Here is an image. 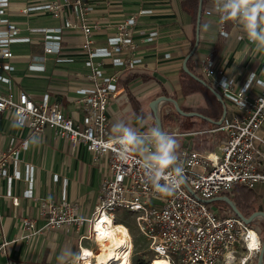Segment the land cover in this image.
Here are the masks:
<instances>
[{
    "label": "built area",
    "instance_id": "1",
    "mask_svg": "<svg viewBox=\"0 0 264 264\" xmlns=\"http://www.w3.org/2000/svg\"><path fill=\"white\" fill-rule=\"evenodd\" d=\"M93 1L51 0L22 10L23 15L44 12L54 19L65 17L62 29L79 30L85 36L89 85L77 90L83 118L76 122L66 116L59 105L51 103L49 94L37 101L27 92L13 87L11 76L15 71V54L12 47L31 40L21 37V26L12 20L11 1L0 0V118L9 113L15 122H19V135L10 138L6 151H0V178H6L9 183L6 197L12 198L13 181L24 180L29 187L25 198H34L36 169L27 165L22 175L18 165L22 153L29 150V138H39L50 129L57 138L70 142L72 146L84 144L92 154L94 164L105 157L109 162V176L102 181L97 206L88 220L76 216L78 207L67 201L66 191H63L59 203L41 201L38 215L45 222L44 229L59 230L70 226L82 229L87 224L88 232L81 241H93L94 225L105 215L117 223L116 212L124 210L135 215L136 228L147 242L153 259L163 258L170 264H258L263 239L254 225L255 220L247 224L229 206L216 212L207 201L220 198V202L226 203L225 197L233 200L238 187L251 191L264 188V138L261 136L264 127L263 51L255 57L260 60L257 69L249 72L243 80L229 76L212 54L199 59L203 80L222 97L225 113L209 131L173 134L178 139L208 133L223 134V138L217 142V150L205 153L195 150L196 143L181 145L178 155L183 168V183L174 194H163L147 181L139 154L129 153L127 158L118 154V137L109 130L108 108L120 97L121 74L123 70L134 71L143 61L135 55L136 17H129L116 25V33L108 39L105 47L94 48L92 36L99 25L89 18L94 10ZM67 13L72 19L66 18ZM202 19L216 20L220 38L230 39L235 34L238 43L254 45L236 21L220 19L214 0H204ZM62 29L30 31L43 33L44 52L57 55L61 52ZM156 36L157 33H151L146 41L150 42ZM107 61L119 71L108 76ZM252 74L254 76L249 79ZM10 167L14 169L12 176ZM58 181L59 177L55 176L54 182ZM13 204L18 206V199H13ZM22 225L24 234L21 240L37 234L34 221L24 218ZM31 230L33 233H28ZM254 239L255 247H250ZM9 244L5 241L0 246V253H4ZM82 251L80 247L81 254ZM92 252L96 253V250Z\"/></svg>",
    "mask_w": 264,
    "mask_h": 264
},
{
    "label": "crops",
    "instance_id": "2",
    "mask_svg": "<svg viewBox=\"0 0 264 264\" xmlns=\"http://www.w3.org/2000/svg\"><path fill=\"white\" fill-rule=\"evenodd\" d=\"M10 1L11 18L21 26V37L31 40L29 43L12 47L15 54L13 61L15 71L11 76L13 87L15 90L27 92L37 101L43 95L49 94L52 104L59 105L66 116L81 122L83 118L79 104L81 97L77 94V90L89 85L87 81L89 69L86 67L88 52L84 49L86 41L84 34L79 30L62 29L65 17L62 20L54 19L44 12L22 14V10L28 6L48 3L51 0ZM183 1H93L94 10L89 18L91 22L99 25V29H96L92 36L93 47H105L108 39L116 33V25L129 17H136L135 55L143 60L134 71L122 69L123 73L119 80L120 97L108 108L109 130L112 135L119 136V133L113 129V125L118 121H123L138 133L146 132L153 125L157 126L152 110L153 102L162 95H167L173 100L178 99L183 95L184 85L197 89V92L191 95L203 92L205 96V99H197L191 104L186 103L188 99L186 97L191 95L186 96L185 99L181 97L184 99L182 105L185 108L182 109L185 113H197L203 116L187 121L189 124L208 121L211 125L207 129L209 131L222 119L224 105L214 96L211 89L200 83L196 84L191 77L186 79L182 74L184 61L193 50L196 39V28L194 29L192 18L182 10ZM143 12L147 13L142 14ZM66 18L72 19V15L67 13ZM204 24L210 26L207 31L203 28ZM31 29H62L60 54H46L44 34L31 32ZM151 33H157V36L147 42L146 39ZM257 53L255 45L247 42L238 43L235 34L230 39L220 38L217 34L216 20L202 19L200 44L194 56L197 55L200 59L212 54L218 60V64L224 66L229 76L243 80L249 72L257 69L260 62L259 57L255 58ZM193 57L191 69L203 80L201 69L198 63L193 61ZM118 71L119 69L113 68L107 61L108 76ZM137 117L143 118L144 126L138 123ZM174 119L178 121L179 126L171 130L174 124L169 122L166 125L167 132L197 131L190 130L187 126L183 128L184 121L177 115ZM14 122V116L9 113L0 118V151H6L10 138L19 135L18 127L13 126ZM205 135L213 150H217V142L223 138V134ZM38 139L41 141L38 145L29 142V150L22 153L18 165L22 175L27 165L36 169L34 198H25V192L29 187L24 180L13 181L12 198L6 197L9 183L6 178H0V246L5 241L10 243L5 248V252L0 253V264H58L57 256L63 248L70 247L73 251L79 252L80 247L95 249L92 241H81V237L88 232L87 224L82 229L74 226L59 230L44 229L45 222L39 217L38 212L41 201L52 200L59 203L63 191H66L67 201L78 207L76 216L85 220L90 219L98 203L102 181L109 176L108 160L104 157L98 164H94L92 154L84 144L72 146L70 142L57 138L55 132L50 129H46ZM176 139L179 151L181 145H192L198 137ZM9 171L12 176L13 167H10ZM55 176L59 177L58 182H54ZM252 192L254 213H264V188L258 187ZM13 199H18V206L13 204ZM24 218L35 222L34 231L37 234L31 239L21 240L24 234L22 225ZM28 233L32 234L33 231Z\"/></svg>",
    "mask_w": 264,
    "mask_h": 264
},
{
    "label": "clouds",
    "instance_id": "3",
    "mask_svg": "<svg viewBox=\"0 0 264 264\" xmlns=\"http://www.w3.org/2000/svg\"><path fill=\"white\" fill-rule=\"evenodd\" d=\"M214 7L221 20H234L239 24L249 42L255 45L256 51H264V0H214ZM209 27L208 24L203 25L205 31ZM253 76L254 74L249 79ZM137 121L144 126L142 117H137ZM18 124L16 121L13 126ZM113 129L119 133L118 154L127 158L129 153H139V163L145 171L147 181L160 193L174 194L183 183V168L175 135L155 125L144 133H138L123 121L115 123ZM29 142L38 145L41 141L30 137ZM80 258L79 251L66 247L57 256V261L58 264H80Z\"/></svg>",
    "mask_w": 264,
    "mask_h": 264
},
{
    "label": "rangeland",
    "instance_id": "4",
    "mask_svg": "<svg viewBox=\"0 0 264 264\" xmlns=\"http://www.w3.org/2000/svg\"><path fill=\"white\" fill-rule=\"evenodd\" d=\"M193 61L198 63L199 58L197 57V55H195L193 57ZM195 83L197 84L198 82L196 81ZM198 92H199V90H198ZM162 96H165L168 98L167 95H162ZM181 97L185 99L186 96L180 95L178 97V99L175 100V102L177 103L178 107L183 111L185 106L182 105L184 99H181ZM186 98H188V99H186V103L191 104L193 101H195L197 99H202V100L205 99V96H204L203 92H199V94L191 95L190 97H186ZM175 109L176 108L174 107V104L171 102L160 103L157 107V115L161 119L162 125H163V128L165 131H166V125L169 122H172L174 124L171 130H173L179 126L178 121H176L174 119L176 117L175 113H177V112H175ZM148 111H149V109H148ZM151 117L153 118V116H151ZM184 122H185V127L186 126L188 127L189 123L187 121H184ZM261 136L264 138L263 129L261 131ZM233 200H235V199H233ZM211 206H212L213 210H215L216 212H219L220 209H226L229 205L227 203H222L220 201H216V202H213ZM116 213H117V221L119 223L123 224L124 226H126L130 232V235H131L132 244H133L131 264H139L140 262H143L144 264H151V261L154 258V256L148 250L147 242L143 239V237L140 236V234L136 228L135 215L131 214L127 211H124V210H118ZM254 223H255L254 224L255 227L258 228L259 231L261 232L262 239H264V220L262 218H258L254 221ZM94 243H97L95 241V238H94L93 246L96 250L95 254H97V252H99L100 246H99V244H97V246H98L97 247ZM80 264H83V263L80 262ZM153 264H155V261Z\"/></svg>",
    "mask_w": 264,
    "mask_h": 264
},
{
    "label": "bare ground",
    "instance_id": "5",
    "mask_svg": "<svg viewBox=\"0 0 264 264\" xmlns=\"http://www.w3.org/2000/svg\"><path fill=\"white\" fill-rule=\"evenodd\" d=\"M95 243L100 249L97 254L91 249L84 248L80 262L83 264H131L130 256L133 244L129 230L123 224H116L106 215L93 227ZM93 238V242H94ZM256 243V240H253ZM98 247V246H97ZM170 264L163 258H155L151 264Z\"/></svg>",
    "mask_w": 264,
    "mask_h": 264
},
{
    "label": "trees",
    "instance_id": "6",
    "mask_svg": "<svg viewBox=\"0 0 264 264\" xmlns=\"http://www.w3.org/2000/svg\"><path fill=\"white\" fill-rule=\"evenodd\" d=\"M182 10L186 12L188 15L191 16L192 22L194 25V29L196 28V22H197V15H198V10H199V0H184L181 3ZM195 44V41H194ZM188 69L193 73V70L191 69V59L189 60L188 64ZM183 77L186 79L189 78V76L182 71ZM190 79V78H189ZM197 92V89L189 86V85H184L182 93L185 96H189L191 94H194ZM176 115L179 117L180 120L183 121H191L193 118H183L180 116L178 113ZM189 123V122H188ZM187 128L190 130H197V131H206L211 125L208 124V121H197L193 122L192 124H189ZM182 127H185V122L182 123ZM186 128V127H185ZM196 146L195 150L205 153L208 151H213V147L209 144L207 136L203 135L198 137V139L195 141ZM234 199L233 200L240 211V213L244 217H249L254 213V207H253V192L251 190H247L244 188H236L234 191ZM116 224H121L117 221ZM139 264H144L143 262H140Z\"/></svg>",
    "mask_w": 264,
    "mask_h": 264
},
{
    "label": "water",
    "instance_id": "7",
    "mask_svg": "<svg viewBox=\"0 0 264 264\" xmlns=\"http://www.w3.org/2000/svg\"><path fill=\"white\" fill-rule=\"evenodd\" d=\"M203 5H204V0H199V10H198V15H197V22H196V39H195V45L193 47V50L191 51V53L187 56V58L184 61L183 64V71L189 76L191 77L193 80L197 81L198 83H200L203 86H206L210 89V87L207 85V83L200 79L198 76H196L194 73H192L189 69H188V62L189 60L194 56V54L196 53V51L199 48V44H200V30H201V24H202V13H203ZM214 94V96L219 100V102L221 104H224L222 97L214 92L213 90H211ZM163 102H171L174 104V107L176 108V112L179 113L180 116L185 117V118H203L202 115L197 114V113H185L184 111H182L177 103L175 102V100L171 99V98H167L165 96L160 97L159 99H157L156 101L153 102L152 104V110L155 114L156 117V123L157 126L160 127L163 130L162 127V121L161 119L158 117L157 115V107L160 103ZM225 113V111H224ZM225 200V202L229 205V207L232 209V211L234 212V214L236 216H238L239 218L243 219L247 224L252 223L254 220L258 219V218H262L264 219V213L263 212H256L253 213L251 216H249L248 218H245L240 211L238 210L237 206L235 205L234 202H232L229 198L225 197L223 198ZM220 198L218 199H214V200H209L207 201V204H212L213 202L219 201ZM258 264H264V240H263V246H262V252L258 258Z\"/></svg>",
    "mask_w": 264,
    "mask_h": 264
},
{
    "label": "snow or ice",
    "instance_id": "8",
    "mask_svg": "<svg viewBox=\"0 0 264 264\" xmlns=\"http://www.w3.org/2000/svg\"><path fill=\"white\" fill-rule=\"evenodd\" d=\"M250 247H255V243L253 242V244H251Z\"/></svg>",
    "mask_w": 264,
    "mask_h": 264
}]
</instances>
